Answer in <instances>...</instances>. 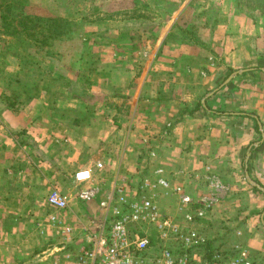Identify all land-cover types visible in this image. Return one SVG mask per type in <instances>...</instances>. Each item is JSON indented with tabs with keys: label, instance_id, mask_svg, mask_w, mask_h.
<instances>
[{
	"label": "rangeland",
	"instance_id": "rangeland-1",
	"mask_svg": "<svg viewBox=\"0 0 264 264\" xmlns=\"http://www.w3.org/2000/svg\"><path fill=\"white\" fill-rule=\"evenodd\" d=\"M255 6L253 0H0V13L21 30L12 37L0 25V119L28 107L56 112L72 127L73 143H92L107 156L124 141L138 150L127 153L122 170L131 178L150 174L142 173L137 158L147 169L159 160L172 172L166 161L172 163L178 153L162 149L185 145L183 151L197 163L185 170L184 188L196 196L206 193L210 177L223 186L219 204L203 223L206 234L223 245L258 232L264 236V12ZM33 16L65 18L72 33L53 38L26 31L20 24L29 25ZM171 26L168 40L183 37L199 64H208L199 74L205 89L196 95L190 88L163 85L155 103L141 102L138 108L151 118L141 115L131 124L132 135L125 136L128 126L119 114L128 105L120 88L126 82L117 72L126 66L138 78L151 52L143 47ZM170 55L161 50L156 60L169 62ZM41 99L46 105L34 104ZM174 128L184 134L175 135ZM84 154L89 155H79L82 162ZM42 208L41 215L29 218L27 232L34 243L31 256L38 259L39 248L50 245L35 229L48 212L43 200ZM77 212L70 215L77 224L90 219V228L97 229L95 210L79 206ZM262 240L251 252L259 264H264Z\"/></svg>",
	"mask_w": 264,
	"mask_h": 264
},
{
	"label": "crops",
	"instance_id": "crops-1",
	"mask_svg": "<svg viewBox=\"0 0 264 264\" xmlns=\"http://www.w3.org/2000/svg\"><path fill=\"white\" fill-rule=\"evenodd\" d=\"M171 28L172 26L168 33L166 30L163 35H157L154 38V44L150 47L148 45L143 47L151 52L148 54L149 60L143 65L142 73L138 78L126 66L125 68L120 67L117 72L118 76L126 82L123 86L120 85V88L123 91L121 94L127 96L122 100L128 105L120 108L119 114L121 121L126 122L128 126L125 129V136L132 135L134 130L131 124L141 115L144 119L151 118L149 113L139 112L138 108L142 107L141 102L154 101L155 103L163 85H180L190 88L196 95L205 89L206 81H203L199 74L208 64L204 60H202L203 64H199L200 60L196 57V52L192 47L186 45L183 37L179 38L181 39L179 42L169 41L171 35L168 34L171 32ZM166 49L171 54L170 61L157 62L158 53ZM187 73L190 76L185 75ZM37 103L46 105V101L43 99L34 104ZM4 116L5 120L1 121L0 119V264H49V262L41 261L37 256H31L30 249L34 243L27 234L28 220L31 216L42 214V200L44 201L48 192L51 189H56L63 194L75 196L79 187L74 181L73 175L81 169H89L92 172L94 184L101 186L104 193L111 190L122 178L129 186L133 187L140 177L131 178L129 175L122 174V170L128 163L129 155L127 153L131 150L136 154L138 150L132 149L123 141L114 149L115 155L107 156L104 152L100 153L99 150L92 149L90 147L92 143L76 145V142L73 143L70 139L72 127L70 128L68 124L64 123L56 112L39 113L34 111V108L28 107L20 112H7ZM186 120L187 116L180 119L182 124ZM180 131L175 128L173 130L175 135L184 134ZM179 139L183 138L179 136ZM184 147L185 145L177 147L171 144V146L162 149L163 153H178L172 163L166 161L169 166H173L172 172L165 168L169 176H174L180 171V175H175V183L185 184L188 181L185 170L197 163L196 161L191 163L192 160L182 149ZM150 150L152 151V149ZM83 153H89V155L84 154L86 157L82 162L83 158L80 157V159L79 155ZM140 159L137 158L136 164L144 168L141 170L143 174L149 172L151 175L156 168L164 167L159 163V160H155L152 161L153 164L151 161L149 162L150 167L147 169L145 161ZM97 163L103 165L102 169L96 168ZM99 198L88 204L78 200L74 201L71 205L73 214H77L78 207L82 206L91 208L100 215ZM90 223V219L85 223L80 220L77 225L90 228ZM76 234L75 238L77 239L74 244L79 246L83 238L80 231L76 230ZM260 236L264 237L259 232L251 234L240 243L252 252L263 246ZM79 240L81 241L78 243ZM47 247L44 245L39 248V251H45Z\"/></svg>",
	"mask_w": 264,
	"mask_h": 264
},
{
	"label": "built area",
	"instance_id": "built-area-1",
	"mask_svg": "<svg viewBox=\"0 0 264 264\" xmlns=\"http://www.w3.org/2000/svg\"><path fill=\"white\" fill-rule=\"evenodd\" d=\"M95 166L100 170L103 165ZM73 179L79 187L78 193L70 196L50 190L43 201L48 212L35 223L37 233L50 243L40 253L43 262L259 264L240 241L223 245L204 231L203 223L219 204L223 188L215 178H208L210 190L197 196L181 183H175V175L169 176L162 167L151 175L141 176L133 187L122 179L105 193L94 184L89 169L75 172ZM98 197L97 229L78 226L75 217H70L74 215L72 203L78 200L88 204ZM76 230L83 238L79 246L74 244Z\"/></svg>",
	"mask_w": 264,
	"mask_h": 264
},
{
	"label": "trees",
	"instance_id": "trees-1",
	"mask_svg": "<svg viewBox=\"0 0 264 264\" xmlns=\"http://www.w3.org/2000/svg\"><path fill=\"white\" fill-rule=\"evenodd\" d=\"M253 1L257 3V6H255L254 8H257L260 12H264V0ZM5 2H9V0H5ZM6 11L8 13H11L10 6L6 7ZM29 22V25H26V23L23 22H21L20 25H22L26 31H32L37 29L36 31L40 30L41 33H45V35H50L53 38H61L65 35H69L72 33L71 22L65 18H45L33 16L30 18ZM0 25L6 35L12 37H19V35L21 34V30L13 24V19H10L3 12L0 13Z\"/></svg>",
	"mask_w": 264,
	"mask_h": 264
}]
</instances>
